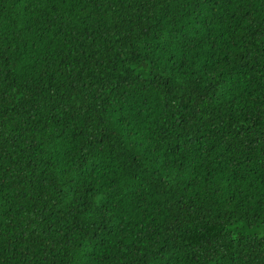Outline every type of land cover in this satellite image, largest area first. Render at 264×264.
<instances>
[{
  "label": "trees",
  "instance_id": "16d2710c",
  "mask_svg": "<svg viewBox=\"0 0 264 264\" xmlns=\"http://www.w3.org/2000/svg\"><path fill=\"white\" fill-rule=\"evenodd\" d=\"M0 264H264V0H0Z\"/></svg>",
  "mask_w": 264,
  "mask_h": 264
}]
</instances>
